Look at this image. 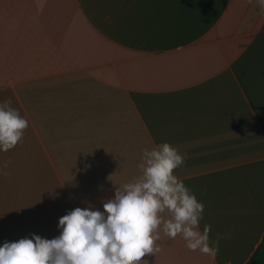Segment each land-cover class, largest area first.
Instances as JSON below:
<instances>
[{"label": "crops", "instance_id": "0c3cea01", "mask_svg": "<svg viewBox=\"0 0 264 264\" xmlns=\"http://www.w3.org/2000/svg\"><path fill=\"white\" fill-rule=\"evenodd\" d=\"M27 119L0 151V246L53 239L77 207L104 211L142 151L231 233L213 260L161 230L147 264H264V12L257 0H0V103ZM10 161L7 168L4 162ZM3 172L10 175L5 176Z\"/></svg>", "mask_w": 264, "mask_h": 264}, {"label": "clouds", "instance_id": "9594fccd", "mask_svg": "<svg viewBox=\"0 0 264 264\" xmlns=\"http://www.w3.org/2000/svg\"><path fill=\"white\" fill-rule=\"evenodd\" d=\"M257 4L264 12V0ZM11 104V99L0 103L3 152L13 149L29 126ZM185 158L186 153L167 142L143 149L141 175L116 187L114 198L103 203V212L77 207L59 219L61 234L56 238L33 235L5 242L0 246V264H147L145 256L161 251L157 243L161 230L170 239L181 236L190 251L214 260L220 240L231 239V233H216L211 240L210 225L199 230L205 206L174 175ZM9 163L5 161L4 168Z\"/></svg>", "mask_w": 264, "mask_h": 264}]
</instances>
